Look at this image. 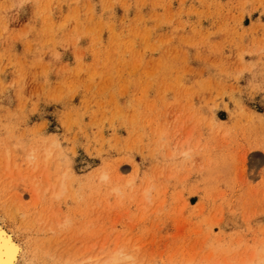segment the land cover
I'll return each mask as SVG.
<instances>
[{
    "label": "rangeland",
    "instance_id": "1",
    "mask_svg": "<svg viewBox=\"0 0 264 264\" xmlns=\"http://www.w3.org/2000/svg\"><path fill=\"white\" fill-rule=\"evenodd\" d=\"M44 149L90 193L31 198ZM18 196L153 264H264V0H0V216L22 232Z\"/></svg>",
    "mask_w": 264,
    "mask_h": 264
},
{
    "label": "bare ground",
    "instance_id": "2",
    "mask_svg": "<svg viewBox=\"0 0 264 264\" xmlns=\"http://www.w3.org/2000/svg\"><path fill=\"white\" fill-rule=\"evenodd\" d=\"M34 150L33 151L31 150L30 154H27L24 157L26 162L33 164L34 166L33 170H36L35 168L38 167V163L43 161L44 166L52 165L55 168L54 171L56 170L57 172L54 173V177L50 178L49 180H45L46 179L45 177L47 176H45V174L43 175L44 177L42 178L43 179L45 178L44 179L45 181L43 180V182H46V184L44 183L46 185V186L44 185L45 187L44 189L38 190L39 188L38 186H37L38 188L33 186L30 187L29 194H32L30 195L31 198L33 194L35 195V193L36 194L38 193L39 195V193L41 192L43 193L41 195L46 196L47 194H50L49 196L51 199H57V200L59 199V201L61 200L60 199L61 196L66 198L69 195L71 199L77 200L78 202V200H81L83 196L90 193L89 186L81 187L78 185L77 179L73 174L74 171L71 170L72 168H70V165L68 163L69 160L64 158L65 156L62 153V151L61 152L59 151L58 153V151L56 150V153H54L53 155L51 150L44 149L43 150L44 153L39 155L37 153L33 154L35 153ZM6 153L8 154V151H6ZM5 169L6 172L9 171L7 170L9 169L7 168V166ZM33 197L35 198V196ZM16 199L17 200L14 201L15 204H13L14 206L13 211H15L14 212L15 214H17V211H19V213L21 214V218L24 219L23 220L24 226L26 227L24 229L20 228L22 232H18V231L16 232L14 229H11L8 226H6L4 224V219H3L4 217L0 216V264H153L152 261L153 258L151 257V255L150 257L152 259L149 256L148 257L143 256L144 254L142 255L137 243L131 245L130 240H127L126 238H123L122 236L115 234L110 235L109 233H104V234L94 235L92 230L88 231L85 227H80L77 224L76 220H74L75 218H73V216L70 215L68 212L63 213L62 210L59 208V206H56V209L58 207V210H54V211L51 210L53 211L52 213H50L51 215L44 213V210L42 209L39 213L40 215H37L36 217L34 216L29 217L28 216L30 214L29 208L32 205L29 208H27L28 205H26L27 207H24V204L22 202L23 198L21 196H18ZM66 199L64 200L66 201ZM34 205L35 204H33V207L35 208ZM96 206L98 208V205ZM109 207L107 204L103 203V206L95 210L101 212H106V211L108 212ZM7 211H9V209ZM101 212L99 214L101 215V217L97 219H93L90 222H87V226H89V228H91L94 223H100L99 221L105 219ZM13 216L14 217L12 219L17 220L15 218V215ZM117 222L120 224L121 220L118 219ZM69 227L70 228L72 227V229H76V230L78 229L80 233L81 232H85V233L84 234L82 233L83 235L80 237V241H82V244H80L76 249L70 248L65 250L58 246V243L55 239V235L61 233L62 230L64 229H69ZM116 227H117V223L112 226L113 229ZM76 238L78 237H75V239ZM137 241L138 239L135 242ZM145 258L148 259L146 260ZM242 264H257V263L254 259H250L249 262Z\"/></svg>",
    "mask_w": 264,
    "mask_h": 264
}]
</instances>
